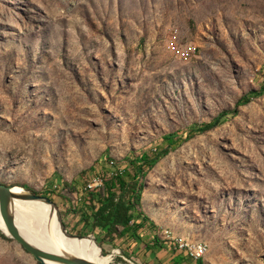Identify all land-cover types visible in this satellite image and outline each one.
<instances>
[{
    "label": "rangeland",
    "instance_id": "1",
    "mask_svg": "<svg viewBox=\"0 0 264 264\" xmlns=\"http://www.w3.org/2000/svg\"><path fill=\"white\" fill-rule=\"evenodd\" d=\"M263 82L264 0H0V182L49 193L77 234L88 180L190 135L145 168L150 234L97 245L111 264H197L174 238L264 264V94L198 128ZM1 234L0 264H39Z\"/></svg>",
    "mask_w": 264,
    "mask_h": 264
},
{
    "label": "trees",
    "instance_id": "2",
    "mask_svg": "<svg viewBox=\"0 0 264 264\" xmlns=\"http://www.w3.org/2000/svg\"><path fill=\"white\" fill-rule=\"evenodd\" d=\"M262 94H264V82L260 88L252 89L247 94L242 96L241 99L238 100L235 109L223 111L211 122L201 124L198 128L203 131L219 125L227 117V114H235L238 110V106L246 104L252 97H258ZM173 135L169 134L165 136V140L168 141L167 144L169 147L175 144L176 140H186L187 138H190V135L186 137L183 135H176V137H174ZM169 147H162L152 155L142 152L140 155L134 157L130 161L134 171L128 172L125 168V171L122 174L109 177L105 180L103 189L100 191H91L88 187L84 186V188L88 190L87 193L89 194V196L87 195L85 198L88 205H85L83 211L81 212L80 221L86 229L84 228L85 230L82 232L78 231L76 235L87 236L89 232H86V230L88 229V231L90 230L92 233H99V236H95L97 240L101 234V236L106 238L110 244H114L117 238L120 237H133L138 235V230L144 226L143 222L146 221L147 218V215L140 210L145 185L143 179L147 173L145 168H151L164 155L168 154ZM121 169L122 168H119L117 170ZM65 185L69 187L71 186V184L68 183H65ZM22 186L26 187L25 185ZM70 188L73 189L74 187ZM33 192L40 194L35 191ZM48 194L49 193L45 194V196H48ZM49 197L53 200L52 196ZM139 218H142L141 222H137L136 219ZM64 224L67 226L65 222ZM69 233L73 234V231H69ZM153 238L154 243L159 242V237L154 236ZM169 242L172 243L171 241ZM148 247L150 246L148 245ZM173 264L180 263L173 261ZM197 264H204L203 259H197Z\"/></svg>",
    "mask_w": 264,
    "mask_h": 264
},
{
    "label": "bare ground",
    "instance_id": "3",
    "mask_svg": "<svg viewBox=\"0 0 264 264\" xmlns=\"http://www.w3.org/2000/svg\"><path fill=\"white\" fill-rule=\"evenodd\" d=\"M14 186L15 191H24L21 186ZM12 210L15 214V222L21 232L43 249L52 252L70 250L99 264H111L110 257L101 252L100 247L91 237L83 239L69 238L62 234L56 222L55 211L43 200L14 198L12 200ZM0 230L7 232L1 214ZM172 243L189 245L183 239H176L175 241V238ZM203 246L206 245L202 243L201 245H194V252L199 254L200 257H203L207 252V249ZM46 262L48 264H59L50 260H46Z\"/></svg>",
    "mask_w": 264,
    "mask_h": 264
},
{
    "label": "water",
    "instance_id": "4",
    "mask_svg": "<svg viewBox=\"0 0 264 264\" xmlns=\"http://www.w3.org/2000/svg\"><path fill=\"white\" fill-rule=\"evenodd\" d=\"M14 187V185L0 182V214L7 229V232L0 230L3 234L18 241L24 247V249L30 252L38 260L39 264H48L46 260H50L59 264H99L96 261L88 259L84 256L77 255L70 250H61L60 252L45 250L35 242L28 239L21 232L17 223L15 222V214L12 210V200L14 198L43 200L51 207L52 210L55 211L56 222L62 234H65L69 238L83 239L91 237L92 240L97 244V239L93 235L80 236L69 233L63 222L58 205L49 196L34 193L32 190L26 189L24 186L22 187L24 189L23 192L15 191Z\"/></svg>",
    "mask_w": 264,
    "mask_h": 264
},
{
    "label": "built area",
    "instance_id": "5",
    "mask_svg": "<svg viewBox=\"0 0 264 264\" xmlns=\"http://www.w3.org/2000/svg\"><path fill=\"white\" fill-rule=\"evenodd\" d=\"M125 168L126 167L122 168L121 170L110 169L108 176L111 177L114 175L122 174L125 171ZM105 180H106V177L104 174L96 175L95 179L87 181V183L89 184V190L100 191L102 189V185H104V183H105ZM171 244L174 245L176 250L183 251L184 253L189 255L191 258H194L195 260L202 258V257H200L199 254H195V252H194V245H201V243L200 244H191V245H182V244H178V243H171ZM203 248H206L207 253H208L209 246H203Z\"/></svg>",
    "mask_w": 264,
    "mask_h": 264
},
{
    "label": "crops",
    "instance_id": "6",
    "mask_svg": "<svg viewBox=\"0 0 264 264\" xmlns=\"http://www.w3.org/2000/svg\"><path fill=\"white\" fill-rule=\"evenodd\" d=\"M137 220V222H141L142 221V218H139V219H136ZM145 222L146 221H144L143 223H144V227H145ZM144 227H142V228H140L139 230H138V233L139 234H141V235H143V234H150V232H146V231H144L145 229H144ZM155 236V233L153 232L148 238L149 239H151L150 240V243H147L150 247H148V245H147V247L148 248H146V251H148V249H150L151 250V252L152 253H154L155 252V250L151 247V244L153 245L154 244V239H153V237ZM166 240V239H165ZM135 243H133V245H134ZM184 253V252H183ZM154 255V254H153ZM155 255H157L156 253H155ZM148 257L145 255V262H148L149 264H156V261L155 260H153V259H150V260H148L147 259Z\"/></svg>",
    "mask_w": 264,
    "mask_h": 264
}]
</instances>
